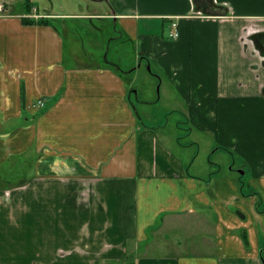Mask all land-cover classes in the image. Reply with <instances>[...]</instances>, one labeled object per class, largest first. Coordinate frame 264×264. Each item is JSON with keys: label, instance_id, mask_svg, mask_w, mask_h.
<instances>
[{"label": "crops", "instance_id": "crops-1", "mask_svg": "<svg viewBox=\"0 0 264 264\" xmlns=\"http://www.w3.org/2000/svg\"><path fill=\"white\" fill-rule=\"evenodd\" d=\"M35 2L0 14V264H264V0ZM77 15L139 41L230 169L169 158L135 78L65 41Z\"/></svg>", "mask_w": 264, "mask_h": 264}, {"label": "rangeland", "instance_id": "rangeland-1", "mask_svg": "<svg viewBox=\"0 0 264 264\" xmlns=\"http://www.w3.org/2000/svg\"><path fill=\"white\" fill-rule=\"evenodd\" d=\"M14 1L20 3L23 0ZM35 1H38L41 6L42 4L48 6L49 2H52L56 7L55 9L62 8L64 11H93L95 9L101 10V8L107 11V5L103 4L102 7H93V3L90 2L91 0ZM35 3L38 5L37 2ZM95 3L99 4V2ZM41 6L39 7L40 11L42 9ZM80 6L82 9H80ZM6 9L7 7H5L1 14H4ZM65 19L67 20V23H65L67 26L66 31L59 20L56 22V25L62 31L65 41H75L77 54L98 61H104V56L106 55L108 61L117 63L120 65L121 70L128 72H125L126 75L135 78L131 85H134L133 89L136 91L137 89L141 90L138 95V100L153 101L150 104L140 102H136L135 104L138 113L145 121L153 123V125L160 124L163 126V128H159L158 130H160V133H167L164 148L168 152L169 158L178 161L182 165H190L188 168L192 174L202 173L209 158L211 162L216 163L218 171L226 172L227 169H230V155L227 153V149L214 150L216 145L214 144L212 148L213 140L210 133L199 130L194 126L187 113L183 97L178 95L174 82L170 80L165 70L154 61H151L150 65L149 63H145V61L141 64L139 60L134 61V54L139 52V41L136 40V48H134V42L128 41L124 34L123 38H120V42L118 41L119 43H111L107 46L106 42L113 36V31L111 30L113 18L112 20L93 18L91 22L90 19L82 15H77L65 17ZM159 22L160 26L157 29L160 31L163 20L160 19ZM92 25H95L101 30H94ZM140 25H147L154 28L158 23H147L142 20ZM164 32V39L171 40L170 37H167V24H165ZM116 35L118 36V34ZM135 90L132 92L134 102L137 100L135 98ZM158 99L160 100L158 101ZM165 109L170 111L165 112ZM175 124L178 125V128L174 126ZM192 162L193 164H191ZM238 163V160H236L233 166H237ZM211 167L215 168V165H211ZM154 234L157 235L154 236ZM150 235L156 237L159 236V233H150L149 237Z\"/></svg>", "mask_w": 264, "mask_h": 264}, {"label": "built area", "instance_id": "built-area-1", "mask_svg": "<svg viewBox=\"0 0 264 264\" xmlns=\"http://www.w3.org/2000/svg\"><path fill=\"white\" fill-rule=\"evenodd\" d=\"M13 0H0V14L3 12L5 7H7ZM173 27H175V24H172ZM170 36L176 37L177 36V31L174 29L172 32H170ZM44 102L42 99H38L36 103L34 104L35 106H43Z\"/></svg>", "mask_w": 264, "mask_h": 264}, {"label": "trees", "instance_id": "trees-1", "mask_svg": "<svg viewBox=\"0 0 264 264\" xmlns=\"http://www.w3.org/2000/svg\"><path fill=\"white\" fill-rule=\"evenodd\" d=\"M25 22H28V20H24ZM38 22H40V23H47V21L46 20H43V19H40V20H38Z\"/></svg>", "mask_w": 264, "mask_h": 264}]
</instances>
